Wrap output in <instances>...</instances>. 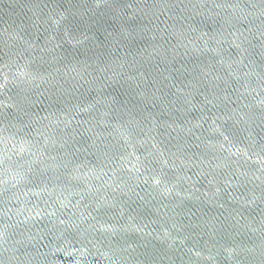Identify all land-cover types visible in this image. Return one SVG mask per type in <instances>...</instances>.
I'll return each instance as SVG.
<instances>
[{"label": "water", "instance_id": "95a60500", "mask_svg": "<svg viewBox=\"0 0 264 264\" xmlns=\"http://www.w3.org/2000/svg\"><path fill=\"white\" fill-rule=\"evenodd\" d=\"M0 264H264V0H0Z\"/></svg>", "mask_w": 264, "mask_h": 264}]
</instances>
